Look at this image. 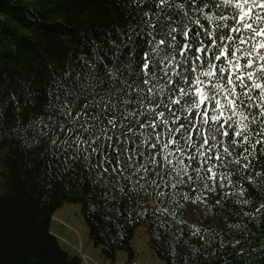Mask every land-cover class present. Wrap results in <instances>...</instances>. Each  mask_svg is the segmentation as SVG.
<instances>
[{
  "label": "trees",
  "instance_id": "16d2710c",
  "mask_svg": "<svg viewBox=\"0 0 264 264\" xmlns=\"http://www.w3.org/2000/svg\"><path fill=\"white\" fill-rule=\"evenodd\" d=\"M143 224L160 264H264V0H0V264H79Z\"/></svg>",
  "mask_w": 264,
  "mask_h": 264
},
{
  "label": "rangeland",
  "instance_id": "374dc122",
  "mask_svg": "<svg viewBox=\"0 0 264 264\" xmlns=\"http://www.w3.org/2000/svg\"><path fill=\"white\" fill-rule=\"evenodd\" d=\"M50 232L61 248L79 258V264H160L162 260L149 246L145 225L134 228L130 240L131 253L117 251L113 259L104 257L100 247L89 237V230L80 211V205L63 201L52 213Z\"/></svg>",
  "mask_w": 264,
  "mask_h": 264
}]
</instances>
